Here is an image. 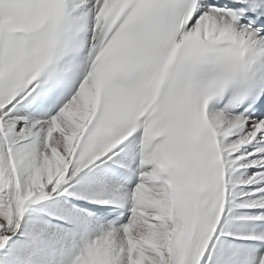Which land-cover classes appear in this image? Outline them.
Masks as SVG:
<instances>
[{
    "label": "snow or ice",
    "instance_id": "1",
    "mask_svg": "<svg viewBox=\"0 0 264 264\" xmlns=\"http://www.w3.org/2000/svg\"><path fill=\"white\" fill-rule=\"evenodd\" d=\"M0 264H264V0H0Z\"/></svg>",
    "mask_w": 264,
    "mask_h": 264
}]
</instances>
